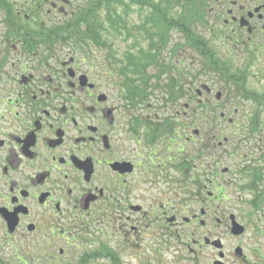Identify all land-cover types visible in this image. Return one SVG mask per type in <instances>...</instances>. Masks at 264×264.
<instances>
[{
  "label": "flooded vegetation",
  "instance_id": "af4514ba",
  "mask_svg": "<svg viewBox=\"0 0 264 264\" xmlns=\"http://www.w3.org/2000/svg\"><path fill=\"white\" fill-rule=\"evenodd\" d=\"M0 1V264H148L170 249L172 229L180 238L196 224L207 229L203 244L226 264L223 237L264 230V0H205L221 6L225 30L211 39L228 55L229 65L221 59L220 67L231 69L230 96L241 103L227 124L235 126L238 116L247 121L239 142L248 152L222 169L219 149L230 138L218 142L215 128L226 115L200 106L195 115L207 140L203 146L201 130L188 137L182 119L166 111L185 95L181 78L164 83L171 85L159 100L154 93L168 70L127 62L128 54L138 56L136 38L124 57L117 54L111 45L124 32L108 28V13L100 30L88 29L105 7L112 12L110 5L120 4ZM171 48L170 56L177 51ZM209 52L214 60L216 51ZM172 85L180 87L176 97ZM197 140L196 158H188L187 143ZM226 184L246 199L247 225L229 215L224 232L214 204ZM233 221L241 234L233 233ZM235 252L245 258L240 247Z\"/></svg>",
  "mask_w": 264,
  "mask_h": 264
},
{
  "label": "rangeland",
  "instance_id": "374dc122",
  "mask_svg": "<svg viewBox=\"0 0 264 264\" xmlns=\"http://www.w3.org/2000/svg\"><path fill=\"white\" fill-rule=\"evenodd\" d=\"M85 1L86 0H79V2H77L78 4H80L79 8L86 6ZM146 1L152 2L156 6L164 4V0ZM178 1H181L183 5V0ZM173 2L174 4L179 5L176 0H173ZM139 4L140 0H122V4L117 6V9H119L118 13L125 17L127 27L129 28L131 33L129 34L124 32L122 36H120L121 38L114 40L115 42L111 45L113 49L117 50V54L121 53L122 57H124L125 51L129 50L135 38L137 40L138 51L134 50L133 52H136L137 55H139L140 49L145 51L150 45L151 38L148 37L147 39L144 33H139L135 29V26L142 23L144 16H149L151 14V11L148 7L145 8V6L142 7ZM110 8L113 9L115 8V6L111 4ZM220 8L221 6H219V4L217 6L216 4L206 6L205 11L207 12L203 17V21L194 23L192 27L194 33L203 37L205 39V42H207V44L209 45V48L214 52L216 51L215 59H208V61H206L194 49L186 45L185 37L182 33H180L176 28H172L171 32L169 33V42L167 43L166 47L163 48L164 51L162 55H160L158 59V64L156 66L160 69H167L168 74H166L167 76H161V89L159 88L160 91H156L154 95L157 96L159 100H161L163 95L166 94L164 86L171 85L164 83H170L171 81L169 79H175L176 82H179L181 78V83L183 86L181 87V89L185 95L179 100L176 95L178 94V88L180 87L179 85H172L170 87L171 91L169 90L171 95H169L176 97L177 100L175 103V107L173 106L174 104L172 106L170 105L167 107L166 111H169L170 114L176 115L179 119H182L181 122L185 123L187 127L186 134L188 137L192 136V133L195 130H201V133L200 131L199 133L202 139V145L207 140L206 138L208 137V134L205 132V126L203 124L201 125L202 117L199 118L200 115H195V112L201 111L200 106L203 107L202 110H209L211 107H214L216 109L217 117H219L221 113H224V115H226L224 116L223 120H221L219 117L218 127L215 128V132H217L219 136L218 142H223V138H230V140L225 143L222 148L219 149V165L220 169H222L224 168V166L233 164L235 160H238V164L242 163V158L248 152V149H246L245 142H239L240 140H242V138H244L243 130L244 127L247 125V121L241 118V116H238L234 119L236 121L235 126H229L227 124L228 119L232 117L233 107H238V104L241 105V103H239V99L233 100L230 96V86L228 82V77L226 78L227 67L224 66L226 70H222L220 67V65L224 63L221 62V59L225 61V64L229 63V60L227 58L228 55H225L226 57L222 55L224 58L219 55L223 54L225 49H223V46L218 48L219 45L217 44V42H215L216 40H214V38L211 39L212 37H214V35H217L218 33L225 30L223 28L221 17L217 16V13H221L218 12ZM105 10L107 12L103 11L101 15H99V19L95 22L96 24L105 22L107 13L109 16L113 12L109 10V7H105ZM181 11L182 9H171L169 11L167 19H178L179 15L181 14ZM92 21L93 20L89 21L91 25L94 23V21L93 23ZM90 24L88 26L89 30L91 28ZM3 29V24L2 22H0V31H2ZM145 30V33H147L148 36H154V40L156 42L158 41L157 36L159 35L160 31L157 30V27H155V25H151V27H148ZM171 47L176 48L177 51H175V53L170 56L169 50H172ZM67 49L68 47L66 46L63 54L68 53ZM217 65L218 67H216ZM156 67L154 68V73L158 74V70ZM230 71L231 69H229L227 74ZM10 88H13L12 82L10 83ZM254 88H256L257 90L260 89V87H258L257 85H254ZM207 89L211 90L210 96L205 95V91ZM196 91L201 92L199 96L196 95ZM218 93H221L219 99L216 98V94ZM154 95L151 96L153 100L156 99ZM150 99L148 103L152 105L153 108H156L154 107V105L159 107L160 103H157L156 101H151ZM171 101H174L173 97ZM206 104H210V108ZM183 105H187V107L184 108ZM162 106L163 105H161L160 108H162ZM175 112H178V114ZM261 121L264 122V116L262 114ZM196 122H198L199 126L196 124ZM199 143L200 142L198 140L187 143L188 158H196L192 155L199 148ZM232 149L236 151V155L234 157H228L227 155H225V151L228 153ZM204 152L205 151H203V154ZM252 153L256 154L258 153V151H252ZM207 157L210 158V155L207 154ZM228 187L229 186H227L226 184V188L223 192V195L220 196L218 203L214 204L215 209H218L217 211L220 212L219 214H217L218 217L221 219L225 217V219H223L224 224L221 226L224 232L226 230V224L229 222V215H234L236 217L237 222L242 226H245L244 224H246L244 218L245 210H243L247 206L245 203L246 199L243 197H237L238 194L236 192L231 191ZM201 206L202 205H200L198 208H200ZM174 231L175 230L173 229L171 230L170 239L168 240L170 249L161 256L157 257L155 255L152 261H150L148 264H213V261L215 260L220 261V258L217 255V251L203 244L202 236L206 234L207 229L201 228L199 224H196L194 226H188L187 229L183 231L182 237L180 238H178L177 233ZM224 235H226V233ZM192 240H195L197 242L201 241V244H193L191 242ZM222 242L224 243V249L222 252L225 254L227 262L226 264H264V230L262 232H252V230L246 228L243 236L236 237L234 239L225 236L223 237ZM114 244L115 240L113 237L110 241V247L114 248ZM236 246L242 249V253L243 255H245V258L240 257L236 254ZM97 264H110V262L109 260H105L104 262H100ZM124 264L136 263L134 261H130L124 262Z\"/></svg>",
  "mask_w": 264,
  "mask_h": 264
},
{
  "label": "trees",
  "instance_id": "16d2710c",
  "mask_svg": "<svg viewBox=\"0 0 264 264\" xmlns=\"http://www.w3.org/2000/svg\"><path fill=\"white\" fill-rule=\"evenodd\" d=\"M111 1V0H110ZM116 4H122V0H113ZM133 1V0H132ZM142 1V3H141ZM179 5L174 4L173 0H164V4L160 6H156L154 3L140 0V6L148 7L151 11L149 16H144L141 24L135 26V29L139 33H144L146 38H151L149 49L147 50H139V55L132 56V54L127 55V62L130 63H158L159 55L161 54V49L165 48L169 38L167 35H164V32H171L172 28H176L180 33L185 37V43L188 47L194 49L200 56H202L206 61L208 59L212 60V54L209 52V45L205 42V39L199 35L194 33L192 29L194 23H198L203 21V17L207 11H205L206 3L205 0H183V5L181 1L176 0ZM1 3V1H0ZM148 5V6H147ZM150 5V6H149ZM171 9H182L181 14L178 19H167L169 11ZM106 22L108 23V28L112 30H122L125 33H130L129 28L127 27V22L123 15L118 13L117 8L113 10V12L108 16ZM100 25V26H99ZM151 25H155L157 30H159V35L157 36L158 41L154 40V36H148L146 32V28L151 27ZM90 30H100L102 24H98V26L91 25ZM149 41V40H148ZM137 58V59H135Z\"/></svg>",
  "mask_w": 264,
  "mask_h": 264
},
{
  "label": "water",
  "instance_id": "95a60500",
  "mask_svg": "<svg viewBox=\"0 0 264 264\" xmlns=\"http://www.w3.org/2000/svg\"><path fill=\"white\" fill-rule=\"evenodd\" d=\"M232 231L234 234H241L243 232V228L241 226H239L236 222H232ZM212 245H214L216 248H220V244L219 242H212ZM238 251V254H240V251ZM215 264H222L220 262H216Z\"/></svg>",
  "mask_w": 264,
  "mask_h": 264
}]
</instances>
